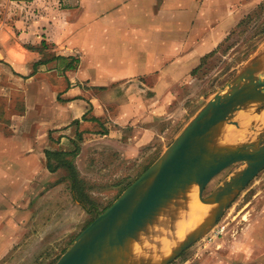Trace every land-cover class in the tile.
Here are the masks:
<instances>
[{"label":"crops","instance_id":"obj_1","mask_svg":"<svg viewBox=\"0 0 264 264\" xmlns=\"http://www.w3.org/2000/svg\"><path fill=\"white\" fill-rule=\"evenodd\" d=\"M260 2L34 0L28 22L0 19V64L27 82L0 117V245L3 220L22 228L23 204L41 202L46 187L69 191L46 152L65 153L81 178L110 169L106 157L120 172L148 168L175 137L172 108L193 70Z\"/></svg>","mask_w":264,"mask_h":264},{"label":"rangeland","instance_id":"obj_2","mask_svg":"<svg viewBox=\"0 0 264 264\" xmlns=\"http://www.w3.org/2000/svg\"><path fill=\"white\" fill-rule=\"evenodd\" d=\"M32 7L34 0H0V19L5 17L11 25L19 20L20 15L24 22H28ZM241 22V26L236 27L210 55L201 59L199 68L186 83L182 99L172 108V112L177 113L175 136L208 100L233 80L264 44V0ZM0 68V117L10 118L14 110L11 109V104L8 107V102L24 95L27 82H17L7 64H0ZM247 115V112L241 113L235 119L234 126L228 127V135L224 136L227 141L230 138L227 145L233 144L231 139L235 142L243 140V126L247 122ZM255 119L257 118H251L250 121ZM232 129L237 132H232ZM260 129L264 128L257 120L252 128L253 133ZM171 141L172 135L166 145ZM116 162L113 157H106L103 163L111 164L110 169L106 170V164L104 170L82 176L90 186L89 199L99 210L109 206L144 171L137 170V164L134 163L127 166L129 172H120L123 164ZM132 167L135 168L133 172L130 171ZM239 169L240 164H236L218 174L205 188L203 195L212 192ZM64 175L66 173H57L54 183L62 184L58 182L62 177L65 178ZM42 192L45 198L41 202L32 200L29 205L23 204L22 209H18V212L22 210L20 215L23 219L17 220V225L22 228L11 230L10 219L3 220L2 227H6L7 236L2 237L6 243L0 245V264H51L92 220L91 208L82 206L73 199L65 186L46 187ZM216 226L224 228L217 239H208L211 230L171 264H264V238L256 233L257 228H264V169L232 200Z\"/></svg>","mask_w":264,"mask_h":264},{"label":"water","instance_id":"obj_3","mask_svg":"<svg viewBox=\"0 0 264 264\" xmlns=\"http://www.w3.org/2000/svg\"><path fill=\"white\" fill-rule=\"evenodd\" d=\"M244 112L250 117L264 114V44L53 264H143L135 257L126 262L122 251L151 239L171 240L181 221L179 196L188 190L211 212L168 249L161 264H171L213 231L227 206L264 169V129L253 133L252 128H243L242 141L221 143L225 129ZM236 164L241 169L203 195L212 179Z\"/></svg>","mask_w":264,"mask_h":264},{"label":"bare ground","instance_id":"obj_4","mask_svg":"<svg viewBox=\"0 0 264 264\" xmlns=\"http://www.w3.org/2000/svg\"><path fill=\"white\" fill-rule=\"evenodd\" d=\"M246 117V123L244 124L243 128H253L254 122L256 123L257 120L260 121L261 126L264 128V114L261 116H257L255 120L252 122L250 121V116ZM238 118V117H237ZM236 118V119H237ZM250 121V122H249ZM249 122V123H248ZM229 128L225 129V134L228 135ZM232 132H237L231 130ZM233 135V133H232ZM222 144H227L230 141L226 140V138L222 137L221 139ZM232 143H236L234 139H231ZM179 201L181 203V221L176 223L173 228L172 232V239L171 240H156L153 241L152 239L150 242H140V244H134L133 248L129 250H123L122 256L126 262H131L133 257L139 258L143 264H161L163 259L167 255V251L170 247H172L178 240L182 239L188 232H190L193 228L197 225L205 222L209 217L211 212V207L200 203L197 199L196 193L193 190H188L182 193L179 196Z\"/></svg>","mask_w":264,"mask_h":264},{"label":"trees","instance_id":"obj_5","mask_svg":"<svg viewBox=\"0 0 264 264\" xmlns=\"http://www.w3.org/2000/svg\"><path fill=\"white\" fill-rule=\"evenodd\" d=\"M241 24L242 22H240L237 27L241 26ZM198 68H196L192 72V74H194ZM65 156L66 154L62 152H53V153L46 152V167L50 172H55V170L57 169L65 170L66 172L65 179L68 182V189L70 191L71 196L73 197V199L78 201L82 206L86 205L89 207V209L91 208L90 210H92L93 213V218H92L93 220L98 213L102 212L108 206L99 210L98 207L94 205L95 203L91 199H89L88 190L90 189V186L87 185L84 182V180L80 177L78 171L76 170L73 164V159H66L64 158ZM90 222L87 223V225L84 228H86L90 224ZM58 257L56 259H58ZM54 262H52L51 264H53Z\"/></svg>","mask_w":264,"mask_h":264},{"label":"built area","instance_id":"obj_6","mask_svg":"<svg viewBox=\"0 0 264 264\" xmlns=\"http://www.w3.org/2000/svg\"><path fill=\"white\" fill-rule=\"evenodd\" d=\"M223 229V227L216 226L208 239L211 241L217 239L223 233Z\"/></svg>","mask_w":264,"mask_h":264}]
</instances>
